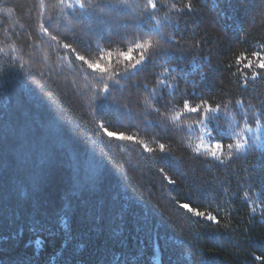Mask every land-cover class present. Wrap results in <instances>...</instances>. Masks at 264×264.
Listing matches in <instances>:
<instances>
[{
    "label": "trees",
    "instance_id": "16d2710c",
    "mask_svg": "<svg viewBox=\"0 0 264 264\" xmlns=\"http://www.w3.org/2000/svg\"><path fill=\"white\" fill-rule=\"evenodd\" d=\"M186 2L168 0L157 18L175 23L181 14L171 4ZM195 6L191 18L179 19V31L163 29L182 38L187 53L175 58L171 78L162 75L161 61L136 80L114 75L101 81L102 74L76 54L95 62L101 50L112 51V66L123 73L117 54L131 48L140 32L124 23L103 31L78 24L72 10L61 12L59 0H0V264H264L259 150L240 159L225 150L227 164L219 165L194 151L203 135L197 114L174 119L183 111L179 101L200 103L201 96L228 105L219 120L223 128L240 120L237 100L253 118L248 106L256 101L250 97L264 95V79L251 77L264 70L244 64L255 61L254 52L264 55V0H195ZM128 11L118 9L117 19H128ZM49 16L58 22L49 31L77 53L43 34L40 25L48 27ZM244 56L248 60L241 61ZM157 75L171 87L180 84L167 106H161V93L171 89ZM245 76L247 90L239 86ZM103 84L125 107L93 106L105 95ZM100 122L134 139L110 138ZM136 140L156 151L146 152ZM159 143L170 156L160 159ZM162 166L175 185L158 171ZM245 192L257 207L254 216ZM179 203L211 211L231 227L213 235Z\"/></svg>",
    "mask_w": 264,
    "mask_h": 264
},
{
    "label": "snow or ice",
    "instance_id": "6c2138e0",
    "mask_svg": "<svg viewBox=\"0 0 264 264\" xmlns=\"http://www.w3.org/2000/svg\"><path fill=\"white\" fill-rule=\"evenodd\" d=\"M61 6V12L67 16L68 10H72L76 17V23L81 25H87L88 27H95L99 31H103L106 25H113L116 23H124L127 27L134 29L141 33L139 39L135 40L133 46L126 51H121L117 55L121 58V62L124 64L123 73H116L112 66L111 60L114 55L112 51L101 50L100 58L92 62L87 60L84 55L77 53V49L68 42H62L58 39V36L52 34L49 31V27H58V22L55 17H47L48 27L45 23H41L40 28L44 35L49 36L51 41H54L57 45L62 46L63 49L68 50L76 54V60H79L87 65L88 69L95 73H100L101 81L104 76H107L108 80H113L114 75H122L128 78L129 81L136 80V78L148 71L151 66H155L159 62L163 61L161 67L164 69L162 75L167 78H171L175 69L171 66L175 62L177 56L183 57L187 53L185 52L184 43L181 39H176L173 35L167 34L163 29L171 28L173 32H177L180 29L179 19L185 17L191 18L197 12L195 6V0H187L183 7H177L176 4H171V9L181 14L175 23L167 16L165 19H169V23L164 25L163 20L158 19V15L161 11L168 9V0H146V3L141 5L139 3H133L131 0H59ZM79 9V11H77ZM118 9H128L129 11L123 13V16L128 19L118 20ZM191 14V15H190ZM88 17V19H84ZM185 27H190L185 24ZM111 34V33H109ZM136 53V54H134ZM255 57V61L245 63L244 67L249 69L264 70V55L260 52H254L252 54ZM248 60V57H241V61ZM106 61L107 63H102ZM178 67V66H177ZM187 73L183 79L187 81ZM207 73L201 69V78H205ZM258 78L264 79V72L256 71L251 79L253 81ZM155 79L165 89H171L167 95L161 93L162 104L161 106H167L171 99H173L180 91L179 82L174 87H171L165 82V79H161L159 75ZM115 84H119V80L113 81ZM240 88L247 90L250 85L248 83V77L245 76L243 81L240 82ZM137 88L140 90H148V84H143L142 89L137 82ZM102 92L104 96H97V105L94 102V107H99L100 104L111 107L112 104H117V107H125L119 105L118 102L112 96V89L109 84H103ZM151 96L157 94L156 88H152L149 92ZM256 101V104H249L253 112V118L248 119V111L244 107L242 100H237L236 103L240 107V120L230 124L228 128H223L219 124L221 116L228 114V105L223 100L217 102L211 99V97L201 96L200 103H193L187 97L183 98L179 103L182 105L183 111L176 114L175 120H179L185 113L197 114V124L203 130L204 134L208 137L216 139L214 145L205 147L203 143V136L200 137L201 143L195 146L194 151L197 155L204 154L210 156L212 161L219 165H226L227 161L223 159L225 150L228 151L230 158L240 159L246 157L250 152L259 150V157L261 161H264V142L261 138L264 137V95H252L250 97ZM160 111L159 108L156 109ZM217 122L214 127H210L213 122ZM99 128L102 129L106 135L110 138H115L120 141H132L134 137L130 135L118 134L115 131H109L104 122L99 123ZM137 144L143 145V148L148 153H153L156 149L150 148L144 141L136 140ZM158 151L162 154L160 159H164L171 155V150L166 148L165 143H159ZM211 167V163H209ZM264 167V165H262ZM158 171L164 176L168 184L175 185L176 180L167 176L165 167H160ZM261 188L264 190V175H261ZM244 199L250 201L248 192L244 193ZM252 204L251 213L253 216L257 211L255 202L250 201ZM179 207L191 214L197 221H204V227L212 230L213 235L218 233L221 228H230L229 224H222V220L218 215L213 214L211 211H201L196 207H193L191 203H179ZM261 219L264 220V207L261 208ZM252 220H249L251 223ZM234 231V230H233ZM234 239V237H233ZM239 243V241H235ZM257 260L261 257L257 256ZM17 264H24L23 261L17 262ZM84 264V262H79ZM87 264H92L91 261ZM97 264V262H96Z\"/></svg>",
    "mask_w": 264,
    "mask_h": 264
},
{
    "label": "rangeland",
    "instance_id": "374dc122",
    "mask_svg": "<svg viewBox=\"0 0 264 264\" xmlns=\"http://www.w3.org/2000/svg\"><path fill=\"white\" fill-rule=\"evenodd\" d=\"M202 136H203V143H204L205 147L210 146V145H214L217 142L216 139H213L211 137L206 136L204 134V132H203ZM261 141H262V139H261Z\"/></svg>",
    "mask_w": 264,
    "mask_h": 264
}]
</instances>
